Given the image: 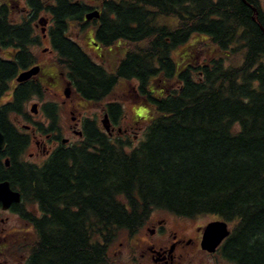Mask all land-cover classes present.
Here are the masks:
<instances>
[{
  "label": "trees",
  "instance_id": "1",
  "mask_svg": "<svg viewBox=\"0 0 264 264\" xmlns=\"http://www.w3.org/2000/svg\"><path fill=\"white\" fill-rule=\"evenodd\" d=\"M94 1L97 6L53 0L49 8L53 44L75 93L99 104L120 79L135 80V96L153 115L135 146L129 138H112L97 117L87 119L84 139L37 165L18 161L26 136L13 127L9 131L7 124V115L24 107L27 94L16 92L14 101L0 106L7 142L0 150V181L22 193L19 205L33 226L20 234L24 239L16 252H23L24 264H109L110 246L121 231L131 235L154 211L165 210L226 220L231 232L224 257L235 264H264L261 0H247L251 5L244 0ZM95 8L101 17L85 20ZM8 12L0 3V46L29 30L10 24ZM91 23L100 47L123 49L114 71L71 36L73 27ZM183 44L187 51L176 59L174 52ZM15 70L0 58V78ZM108 108L118 124L124 118L121 102L111 101ZM29 203L37 204L39 213L26 211Z\"/></svg>",
  "mask_w": 264,
  "mask_h": 264
},
{
  "label": "flooded vegetation",
  "instance_id": "2",
  "mask_svg": "<svg viewBox=\"0 0 264 264\" xmlns=\"http://www.w3.org/2000/svg\"><path fill=\"white\" fill-rule=\"evenodd\" d=\"M37 1L40 3L41 11H38ZM0 3L9 10L10 24L29 27L25 35L13 40L9 39L6 45L0 46V58L13 63L17 68L13 76L0 78V106L14 101L16 92L27 94L26 97L29 99L25 102L24 107L7 115V124L11 125L8 129L11 131L10 128L13 127L12 130L26 136L27 141L22 152L18 153V161L42 165L58 148L79 143L84 139L86 120L97 117L99 121L100 114L88 116L80 108L83 105L80 97L76 98L80 102L70 99V95L75 94V90L68 71L60 63L50 28L52 21L49 8L52 6L53 0H0ZM41 19L45 24L41 22ZM89 43L96 48L98 56L101 57L103 47H100V43L96 41V35L89 40ZM41 44L46 45L43 48L44 53L55 52L56 58L39 59L36 48ZM80 46L83 48L81 44ZM30 70H33L30 77L18 80L22 73L30 72ZM54 83L56 86L59 85L58 89L63 92L62 103L54 100L40 103L38 100L31 103L32 105L37 103V111H34L32 105L29 104L30 101L43 99L45 94L51 90V94L58 97L59 93L55 90ZM67 88H70L69 96L66 95ZM104 102L99 103V105L101 106V114H108L110 120L109 135L112 138H116L117 134L119 136L130 135L134 130L133 123L125 128L118 126L122 120L115 124L110 117L108 108V103L111 101ZM61 105L65 106L71 115L70 122L65 125L61 124L58 116ZM100 124L103 126L102 123ZM1 126L0 130L4 134ZM65 132L68 136H65ZM6 143L5 137V145L2 149L6 147ZM7 158L10 160L11 157L7 156ZM6 165L9 166L10 164L6 163ZM11 188L19 191L12 186ZM19 203H12L10 207L4 208L0 201V264H24L25 261V257L15 261L16 253H12V251L16 252L15 245L18 240H21L16 235L19 232L18 228H14L12 223L22 219L25 222L24 225L29 226L26 232L33 227L30 222L24 219ZM24 209L34 214L39 213L38 205L34 203L25 205ZM192 221L193 217L172 213L159 214L154 211L135 233L128 235L124 245L121 243V246L126 247V249H118L114 261L117 264H193V258L199 248L210 255L221 252L224 241L215 252H209L202 248L201 241L205 226L191 227L189 224Z\"/></svg>",
  "mask_w": 264,
  "mask_h": 264
},
{
  "label": "rangeland",
  "instance_id": "3",
  "mask_svg": "<svg viewBox=\"0 0 264 264\" xmlns=\"http://www.w3.org/2000/svg\"><path fill=\"white\" fill-rule=\"evenodd\" d=\"M82 2H86L91 6H97V4H95L94 0H81ZM23 4H25L23 2ZM261 8L263 10L264 13V0H261ZM99 9V8H97ZM71 36L74 37L76 39L77 42H79L83 48L90 54V56L98 61L103 63L108 69L114 71L116 69V67L114 68L115 65V60L119 59V57L122 54V47L118 48L119 45H114L112 46L110 49L108 48H103L102 49V53L103 55L101 57L98 56V52L96 50V48L89 43V40H91L92 38H94L95 36V25H93V23L85 26V27H81V26H75L71 29ZM195 40V39H193ZM97 41V40H96ZM196 44V43H195ZM45 44H41L39 47L36 48V52L38 55L39 59H45V58H56V53L55 52H49V53H44L43 52V48L45 47ZM187 45H181L179 46L178 50L174 52V57L177 59H179L180 54L183 51H187ZM190 46V45H189ZM237 58L240 61V55L236 54ZM136 81L135 80H131V81H127V80H119V83L117 85V87L115 88V90L113 91V93L105 100L106 101H112V100H118L123 104L124 107V118L122 119V121L120 122V125L122 128H125L126 126H130V124L133 123V132H131L130 135H125L122 136L124 138H129L128 140H130L131 145L130 146H135L137 145L142 139H144V132L145 129L147 127V124L149 123L150 117L153 115V111L151 109H149L147 107V105H145L142 101L141 98L135 96V86H136ZM54 86H56V84L54 83ZM58 86H56L55 90L59 93L58 97H55L51 94L52 90L47 92L44 96L43 99H35L30 101L29 104L35 102V101H47V100H54L56 102L59 103V101L62 103L63 101V92L60 91V89H58ZM72 95V96H71ZM70 95V99L72 98L74 101L76 102H82V106H80V108H82V110L85 111V114L88 116H93L96 115L97 113L100 114L99 116V122L102 118H104L103 114H101V106L99 104L96 103H90L87 102L85 100L80 99V101H77L76 98H78V95L75 94H71ZM74 96V98H73ZM6 101V100H3ZM104 102V103H105ZM32 105V104H31ZM84 106V107H83ZM31 107V106H30ZM79 107V105H78ZM30 109V108H29ZM59 118L61 121V124L65 125L67 123L70 122L71 119V115L69 114V112L66 110L65 106L61 105L59 111ZM101 123V122H100ZM67 133L65 132V136ZM119 136V134H117V137ZM155 212L159 213V214H164V213H170L168 211L165 210H156ZM220 219L217 216L214 215H208V214H204V215H197L193 217V221L192 223H190L189 225L191 227H194L196 225H202V226H206L209 222L214 221ZM14 225V228H18L19 232L16 233V235H18V237L22 240L24 238H21L22 236H20L21 233H26L28 234V232H26V229L29 226L24 225L25 222L22 219H18V222H13L12 223ZM230 229H231V225H229ZM35 233L32 234V237H34ZM128 238V233L127 231L123 230L119 233L118 238L116 239V241L110 246V258H111V263L109 264H117L114 261V256L117 252L118 249H126V247L124 248L123 246H121V243H123L122 245H124L126 243V240ZM18 240V241H21ZM224 244V243H223ZM119 250V253H120ZM12 253H16V256H10V257H14L15 261L16 259L18 260H22L24 259V254L23 252H20L19 254L15 251H12ZM194 263L193 264H235L231 261H229L227 258L224 257L223 252L219 251L218 253H216L215 255H210L205 253L201 248H199L198 252L196 253V255L194 256ZM17 260V261H18ZM14 261V262H15ZM114 261V263H113Z\"/></svg>",
  "mask_w": 264,
  "mask_h": 264
},
{
  "label": "water",
  "instance_id": "4",
  "mask_svg": "<svg viewBox=\"0 0 264 264\" xmlns=\"http://www.w3.org/2000/svg\"><path fill=\"white\" fill-rule=\"evenodd\" d=\"M244 2L248 5H251L247 0H244ZM255 12L257 13V8L255 7ZM101 17V11L99 9H94L86 13L85 19L86 20H92V19H99ZM41 22L45 24L43 19H41ZM33 70L27 71L22 73L18 80H24L28 77H30V73H32ZM66 95H70V88L66 89ZM32 109L34 111H37V103L33 104ZM102 123L106 130L110 131V120L108 117V114L104 115V118L102 119ZM5 145V137L4 134L0 130V150ZM6 163L9 165L10 160L7 158ZM22 200V195L19 191L13 190L11 188V184L9 181H0V201L2 202L4 208L10 207L12 203H19ZM230 227L229 223L226 220L223 219H217L214 221L209 222L203 232L201 246L204 250H207L209 252H215L216 249L221 245V243L230 235Z\"/></svg>",
  "mask_w": 264,
  "mask_h": 264
}]
</instances>
